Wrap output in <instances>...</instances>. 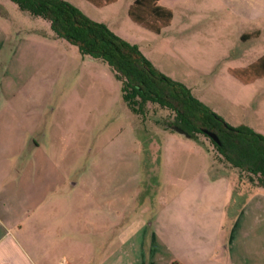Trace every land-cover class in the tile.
I'll return each instance as SVG.
<instances>
[{
	"label": "rangeland",
	"instance_id": "1",
	"mask_svg": "<svg viewBox=\"0 0 264 264\" xmlns=\"http://www.w3.org/2000/svg\"><path fill=\"white\" fill-rule=\"evenodd\" d=\"M70 1L135 44L160 72L185 84L228 124L249 125L264 135V81L244 85L227 72L264 51V17L254 20L239 13L241 0H164L172 19L158 34L126 16L127 0L101 7ZM250 1L264 11V0ZM251 26L259 27L260 37L242 43L239 33ZM0 31V73L4 55L28 52L24 90L17 91L22 80L13 72L8 76L10 98L16 93L25 104L21 117L37 126L27 144L41 143L74 180L84 171L86 178L94 179L91 174L97 172L102 179L98 199L97 187L80 183L85 177L68 196L76 258L90 259L83 246L96 236L85 229L95 221H105V237L110 238L122 226L151 229L159 215L158 224L168 230L194 227L201 248L216 251V260L264 264L263 187L246 181L237 185L232 172L213 161L204 135L189 138L165 128L166 109L146 104L143 115L132 113L110 69L82 56L75 45L52 37L47 41L52 47L27 48L26 39L51 35L47 20L0 0ZM94 69L101 77L91 76L87 87L85 73ZM234 193L242 197L233 198ZM112 195H122L125 202L110 217L98 202ZM66 205L59 203V210Z\"/></svg>",
	"mask_w": 264,
	"mask_h": 264
},
{
	"label": "crops",
	"instance_id": "2",
	"mask_svg": "<svg viewBox=\"0 0 264 264\" xmlns=\"http://www.w3.org/2000/svg\"><path fill=\"white\" fill-rule=\"evenodd\" d=\"M85 1L101 7L118 0L100 6L89 0ZM132 1L127 0L124 5L127 17V9ZM157 3L170 9L164 0H157ZM240 3L242 10L239 13L254 20L264 17V11L252 5L250 0H241ZM260 35L259 27L251 26L241 31L238 39L247 43ZM50 38L51 35H36L26 39L24 45L37 52L39 48L52 47L47 42ZM3 41L4 35L0 31V48ZM27 53L25 50H14L4 55L0 73V264H170L172 261L179 264H235L233 260H216L213 256L217 252L214 250L204 251L199 242L201 236L198 233L197 237L194 227L179 228L177 231L160 227L159 221L157 222L159 215L154 217L151 229L146 230L143 226L129 229L122 226L115 229L110 238L105 237V221H95L92 227L85 229L96 236L94 241L82 245L88 255L91 253L90 259L80 258L81 256L76 258L75 230L67 211L69 193L85 177L80 183L97 187L96 197L103 182L97 172L91 174L94 179L86 178V171L79 175V180H74L41 143L27 144V139L31 138L29 135L36 133L37 126L30 125L31 122L21 117V113L25 112V104L15 97L16 93L10 98L8 85V76L13 72L17 81L22 80L17 91L20 93L24 90L26 80L22 76ZM227 72L244 85L263 82L264 51L255 54L242 65L228 68ZM94 75L98 79L101 77L100 72L95 69L85 73L84 83L87 87L91 85V76ZM228 170L232 172L230 175L237 185L243 183L242 179H238L236 171ZM60 190L65 194H60ZM236 195L242 197L236 193L232 197ZM62 202L67 204L66 209L64 207L59 210V203ZM124 202L122 195H112L101 198L98 206L105 208L110 217H113L121 211Z\"/></svg>",
	"mask_w": 264,
	"mask_h": 264
},
{
	"label": "trees",
	"instance_id": "3",
	"mask_svg": "<svg viewBox=\"0 0 264 264\" xmlns=\"http://www.w3.org/2000/svg\"><path fill=\"white\" fill-rule=\"evenodd\" d=\"M32 17L48 21L53 38L75 45L82 56L104 63L119 83L120 96L136 115L146 104L166 109L165 128L175 125L189 138L204 135L210 142L212 159L236 171L238 179L264 188V135L245 124L230 125L208 105L195 98L189 88L160 72L139 48L115 35L104 23L91 20L66 0H10ZM96 6L113 0H89ZM128 17L144 29L158 33L171 19L169 8L157 0H133ZM203 130L214 133L215 143ZM170 264H179L172 261Z\"/></svg>",
	"mask_w": 264,
	"mask_h": 264
},
{
	"label": "water",
	"instance_id": "4",
	"mask_svg": "<svg viewBox=\"0 0 264 264\" xmlns=\"http://www.w3.org/2000/svg\"><path fill=\"white\" fill-rule=\"evenodd\" d=\"M169 129L170 130H173V131H175V132H177V133H179V134H182L183 136H185V137H188V135L182 130V129H180L179 127H177V126H175V125H170L169 126ZM203 132L210 138V139H212L215 143H219V141H218V139H217V137H216V135L214 134V133H212V132H210V131H207V130H203Z\"/></svg>",
	"mask_w": 264,
	"mask_h": 264
}]
</instances>
